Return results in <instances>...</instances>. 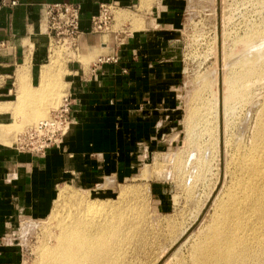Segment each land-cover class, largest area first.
I'll return each mask as SVG.
<instances>
[{"label":"rangeland","instance_id":"374dc122","mask_svg":"<svg viewBox=\"0 0 264 264\" xmlns=\"http://www.w3.org/2000/svg\"><path fill=\"white\" fill-rule=\"evenodd\" d=\"M141 1L135 0L130 9L116 10L110 29L116 25L114 30L124 34L131 18L145 11L149 14L163 0ZM171 1L178 3V11L182 13L179 52L184 68L177 88L178 117L172 130L162 140L155 139L156 149L150 143L147 147L138 146L127 177L107 178L97 187L63 184L58 191L67 188L89 201L122 203L114 211L121 215L115 223L117 231L123 232V238L114 246V264H220L215 240L212 239V248L205 244L215 223L225 225L228 232L233 228L244 240V246L249 243L252 257L237 260L236 264H250L254 259L257 264L258 244L253 236L260 228V221L255 209L248 211L247 205L250 203L249 210L252 209L251 202L260 197L256 189L264 181V155L256 145L260 140L258 130L264 106V76L249 84L245 101L225 100L234 109L227 129L222 113L223 99L228 95L224 78L244 52L252 56L264 49V38L254 41L257 45L250 42L251 47L249 42H239L250 29L257 28L264 33V0ZM122 10L128 11L117 16ZM69 47L70 44L52 41L50 62L62 67L69 60ZM54 86L59 88L58 84ZM54 86L35 93L36 96L43 93V100H23L18 91L17 100L6 103L8 110L0 104V114L10 117L1 119L0 116V146L16 148V139L21 133L49 119L64 96L55 97ZM201 87L207 92H201ZM0 101L3 100L0 98ZM208 104L210 107L205 108ZM203 107L209 113L206 125L200 118H194L189 125L188 113ZM178 163L185 167L180 173L176 169L180 168ZM127 188H134L136 193L120 200V191ZM56 199L55 196L46 216L24 218L11 232L10 241L14 240L22 252V264H39L40 250L45 245H55L58 228L50 218ZM252 227L257 230L248 235ZM203 244L205 250L196 255L198 246ZM245 249L238 248V251Z\"/></svg>","mask_w":264,"mask_h":264},{"label":"crops","instance_id":"0c3cea01","mask_svg":"<svg viewBox=\"0 0 264 264\" xmlns=\"http://www.w3.org/2000/svg\"><path fill=\"white\" fill-rule=\"evenodd\" d=\"M48 4L81 6V33L68 49L69 60L54 65L49 82L59 85L57 98L70 97L73 124L64 143L45 157L0 146V264H22L10 234L24 218L46 216L59 186L97 187L107 178L127 177L138 146L150 143L156 149L155 141L172 130L178 117L182 13L171 0L131 18L124 34L114 30L116 25L106 34L95 33L92 18L102 5L130 9L135 0H0L1 105L17 100L19 75L27 72L31 94L42 87L54 41L44 13ZM102 57H116L118 63L96 67Z\"/></svg>","mask_w":264,"mask_h":264},{"label":"bare ground","instance_id":"6f19581e","mask_svg":"<svg viewBox=\"0 0 264 264\" xmlns=\"http://www.w3.org/2000/svg\"><path fill=\"white\" fill-rule=\"evenodd\" d=\"M146 1L152 2V0H146ZM247 33L248 34L245 33L246 35H244L245 39H241L239 40V42L246 44L248 42L252 43L253 41V43L255 44L252 43V45H257V43L254 41L259 40L258 42H260L261 39L263 40L264 38V33L261 34L257 28L250 29L249 32ZM251 43L249 44L250 47H251ZM250 49L249 51H251ZM244 53H243L244 58L239 57L241 59V60L239 59L238 61L239 63L234 67L233 64L232 65L233 68L231 69V72L229 73V75L227 74V76L224 78V83L227 86V94H228L227 96L225 95L223 99L224 112L222 113L223 114L222 116H223V120L225 119L224 120L225 129H227L226 127H228L230 115H233L234 112L233 106L231 104L226 105L225 100L227 101L233 100L235 102L245 101L249 93L248 90L249 84L252 81H255V79L260 80V78L264 76V49L259 51L255 55L253 54L252 56H248L250 52L248 54L245 53V56ZM54 67L55 66L53 63L50 66L44 68L42 74L43 83L40 90H46V88L47 89L50 88L49 82L51 78L54 77ZM26 74L27 72L24 75H19L17 78L18 91L21 94L20 98H22L23 100H31V99L33 100V98H35L36 96L35 93L38 92L39 89L33 92L34 95L31 94L32 91L28 90ZM208 84L210 83L207 82V85ZM207 85H204V87L207 88L208 87ZM202 87L200 89L201 92L204 90L206 91V89L203 90L204 87L203 88ZM55 90L57 89H55L54 87L53 95L57 97L54 94ZM209 105L210 104H208L207 107L206 105L204 106L205 108H208ZM2 108L4 110L5 109L8 110L9 106L5 104L3 105ZM201 108H199L198 111H196L197 110L196 109L194 110V112L191 110V113L190 114L188 113L189 120L187 123L189 125L192 124V120L194 118H200V122L201 123L203 122V124L205 123L204 125H206V122L208 121L209 113L207 114L204 107L203 109ZM260 116H261L260 129L258 130V132L260 133V140H258L256 145L260 146V148L262 149V153L264 155V106L260 113ZM71 127L72 124L66 129L65 136L61 142V145L64 143V140L71 132ZM225 129H223V132ZM25 132L21 134H24ZM3 139L8 140L7 136H4ZM184 166L186 165L184 164ZM183 167L181 164L180 168H176V169L177 170L179 169V173H180V171L182 172ZM256 190L259 192L260 197L251 202L252 209L250 210H249L250 203H248L247 209L248 211H253L255 209V211L259 216L258 220L260 221L259 222L260 228H257L258 232L253 237L255 238L258 244L257 264H262V263L264 264V181L260 185V187H258ZM134 193H136V190L134 188L123 189L120 191L119 199L125 200L131 194ZM80 194L76 193V191L73 192L67 188H60V190L57 192L56 205L53 208L54 210L53 215L52 218L50 219H53L55 221L56 223L55 225H57L58 228V235L54 240L55 245L53 247H50L49 245H45L40 250L39 264H114L115 263L116 258L114 253L115 251L114 246L118 239L123 238L122 236L123 232L121 231L119 234V232L117 231L115 223H118V219L121 217V215L120 213L118 214L114 211L115 208L117 206H121L122 203L119 202L117 204L110 205L102 201H96V200L89 201V198L87 200V197H84L83 195ZM213 227L214 228L211 231V234L209 235V238L207 239V242L205 244H208L209 247L212 248L213 247L212 239L215 240L214 247L219 253V256L217 258H219L220 264H236L237 260L240 261H242V259L249 260L252 257V249L249 246V243L247 242L246 245L244 246L243 245L244 240L237 235L236 231L233 228L228 232L225 225L221 226V224L215 223ZM255 228L256 227H252L250 230H248L247 231L248 235H251L254 232V230H257ZM226 237L228 238V244L226 243ZM205 244L198 246L196 255H201L203 253V251L205 250L204 249ZM243 247H245L246 249L243 251H238V248L242 250ZM235 251L237 253L239 252L240 253L236 254ZM250 264H256V259H254Z\"/></svg>","mask_w":264,"mask_h":264},{"label":"built area","instance_id":"2783aa9c","mask_svg":"<svg viewBox=\"0 0 264 264\" xmlns=\"http://www.w3.org/2000/svg\"><path fill=\"white\" fill-rule=\"evenodd\" d=\"M13 6L17 2H13ZM115 7L102 5L98 16L92 18L93 32L109 31L114 21ZM45 17L48 21V32L55 42L74 46L81 33V6L79 4H48L45 7ZM107 63H118V58H100L95 66ZM72 102L67 95L60 106L51 112L49 119L39 122L24 134L18 136L16 149L19 152L35 157H45L51 150L59 148L65 136L66 129L73 124L71 118Z\"/></svg>","mask_w":264,"mask_h":264}]
</instances>
